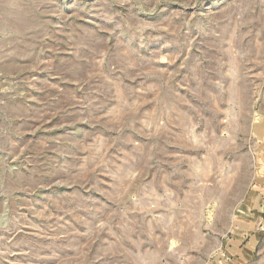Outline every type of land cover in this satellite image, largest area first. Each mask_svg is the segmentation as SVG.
Instances as JSON below:
<instances>
[{"label":"rangeland","instance_id":"1","mask_svg":"<svg viewBox=\"0 0 264 264\" xmlns=\"http://www.w3.org/2000/svg\"><path fill=\"white\" fill-rule=\"evenodd\" d=\"M0 264H264V0H0Z\"/></svg>","mask_w":264,"mask_h":264}]
</instances>
